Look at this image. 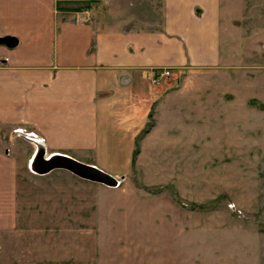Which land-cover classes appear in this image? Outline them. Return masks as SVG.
<instances>
[{
	"label": "crops",
	"instance_id": "obj_1",
	"mask_svg": "<svg viewBox=\"0 0 264 264\" xmlns=\"http://www.w3.org/2000/svg\"><path fill=\"white\" fill-rule=\"evenodd\" d=\"M96 1L0 0V39L18 40L0 45V264H123L152 230L183 243L182 203L221 190L204 167L264 150V41L248 46L264 0L255 14L252 0H162L144 17Z\"/></svg>",
	"mask_w": 264,
	"mask_h": 264
},
{
	"label": "rangeland",
	"instance_id": "obj_2",
	"mask_svg": "<svg viewBox=\"0 0 264 264\" xmlns=\"http://www.w3.org/2000/svg\"><path fill=\"white\" fill-rule=\"evenodd\" d=\"M252 1L253 10L256 3ZM95 3L106 10L111 7L118 11L122 6L126 14L140 17L154 13L156 16L162 7V0H97ZM253 12L255 14L257 10ZM263 22L254 18L253 28L261 29ZM260 41H264V37L251 36L248 40L253 53ZM249 150L236 165L204 167L220 174L221 190L215 193L219 194L217 197H211L205 191L197 202L189 198L182 203L188 210L187 240L176 243L163 230H152L148 246L122 247L126 259L123 264H133L129 261L132 256L135 258L132 251L139 254V261L134 264H264V150ZM250 154L254 157L253 163L248 162ZM227 174L232 181L222 180ZM228 185L235 189L229 196L222 190ZM110 248L113 247L109 246V253Z\"/></svg>",
	"mask_w": 264,
	"mask_h": 264
},
{
	"label": "water",
	"instance_id": "obj_3",
	"mask_svg": "<svg viewBox=\"0 0 264 264\" xmlns=\"http://www.w3.org/2000/svg\"><path fill=\"white\" fill-rule=\"evenodd\" d=\"M0 45H5L8 48H15L18 45V40L13 37L1 38ZM54 163L55 164L57 163L56 167L68 169L71 172L85 179L98 182L101 184H105L111 187L116 186V183H117L116 178L111 177L110 175L103 173L101 171H98L97 169H94L92 167H88L78 162H75L73 160L64 159V158L56 159Z\"/></svg>",
	"mask_w": 264,
	"mask_h": 264
},
{
	"label": "built area",
	"instance_id": "obj_4",
	"mask_svg": "<svg viewBox=\"0 0 264 264\" xmlns=\"http://www.w3.org/2000/svg\"><path fill=\"white\" fill-rule=\"evenodd\" d=\"M171 75L172 73L170 69H160L156 71L153 83L155 84V86H160L165 80L169 79ZM16 132L24 134L23 130H17ZM26 136L29 138L37 139V135L35 133H26ZM121 179H124V177ZM119 183L120 181L117 179L115 187L119 186Z\"/></svg>",
	"mask_w": 264,
	"mask_h": 264
}]
</instances>
